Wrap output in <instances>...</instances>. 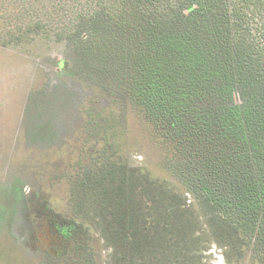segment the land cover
Listing matches in <instances>:
<instances>
[{
	"label": "trees",
	"instance_id": "1",
	"mask_svg": "<svg viewBox=\"0 0 264 264\" xmlns=\"http://www.w3.org/2000/svg\"><path fill=\"white\" fill-rule=\"evenodd\" d=\"M109 9L126 118L138 116L148 144L131 143L124 108L120 118L110 110L108 152L67 180L71 217L102 240L105 264H206L212 244L243 261L247 233H264V0H111ZM102 22L96 10L90 33ZM228 200L243 225L222 211Z\"/></svg>",
	"mask_w": 264,
	"mask_h": 264
},
{
	"label": "rangeland",
	"instance_id": "2",
	"mask_svg": "<svg viewBox=\"0 0 264 264\" xmlns=\"http://www.w3.org/2000/svg\"><path fill=\"white\" fill-rule=\"evenodd\" d=\"M110 4L0 0V264H105L102 240L70 215L67 180L96 168L108 152L102 129L112 109L118 118L125 109L131 143L148 144L138 116L126 118L121 100L123 44L115 23L108 26ZM96 10L103 32L90 33L87 20ZM59 29L66 31L62 39ZM133 151L134 163L143 162L139 148ZM228 205L222 211L230 208L243 225ZM246 236L253 248L243 261L229 262L212 244L206 264H264V233Z\"/></svg>",
	"mask_w": 264,
	"mask_h": 264
}]
</instances>
